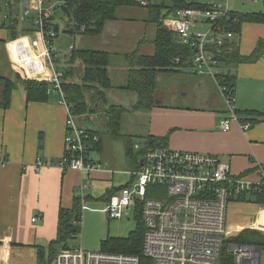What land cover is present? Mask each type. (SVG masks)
<instances>
[{"label": "built area", "instance_id": "built-area-1", "mask_svg": "<svg viewBox=\"0 0 264 264\" xmlns=\"http://www.w3.org/2000/svg\"><path fill=\"white\" fill-rule=\"evenodd\" d=\"M199 1L198 6L176 10L177 16L173 13L166 17L164 24L195 51L184 69L218 82V76L229 71L221 57L236 48L239 35L234 26L239 19L232 16L235 10L230 0ZM250 1L264 4V0ZM140 2L147 5V0ZM61 5H66L63 0H0V26L18 22L20 33L8 44L15 72L23 79L48 81L49 94L67 108L66 153L56 164L90 174L104 169L92 157V142H98L99 136H92L89 129L78 125L62 87L65 72L63 64L57 61L61 56L56 43L60 25L55 21ZM68 8L72 14L66 16L71 20L75 8ZM76 26L81 31L87 29L86 24L76 23ZM220 89L230 110L220 126L229 131L232 122L239 118L235 96ZM251 126L252 123L246 121L242 128L248 130ZM140 148L141 145L135 143V149ZM139 162L140 168L129 172L127 187L110 198L104 211L111 219H120L131 206L137 208L141 204L145 257L151 258L154 264H261L264 247L229 239L244 229L264 234V203H256L261 215L250 227H237L232 231L227 217L231 201L252 202L241 199L263 191L264 169L260 171V178L253 181L244 175H232L216 155L162 147L148 149ZM7 163L1 158L0 169ZM43 165V160L37 162L38 167ZM90 180L82 179L79 186L83 211ZM38 218L34 216L32 220ZM53 264H141V258L134 254L88 251L73 245L60 251Z\"/></svg>", "mask_w": 264, "mask_h": 264}, {"label": "crops", "instance_id": "crops-1", "mask_svg": "<svg viewBox=\"0 0 264 264\" xmlns=\"http://www.w3.org/2000/svg\"><path fill=\"white\" fill-rule=\"evenodd\" d=\"M9 31L8 28L0 26V40H3L0 43L5 45V48L0 50V60L4 59L5 53L9 59L10 69L16 75L8 47L9 42L13 40L10 39ZM4 32L7 39H4ZM153 39L149 41L152 46ZM260 39H264V24L246 23L238 39L241 54L244 56L252 54ZM56 43L61 50V56L57 61L66 67L68 64L65 61L71 46L78 47L74 42H62L60 35ZM139 49L144 53L142 46ZM153 52L154 46L153 50L144 54ZM112 54L117 56L113 57L109 73L115 88L123 90L118 87L126 83L129 66L121 57L122 53ZM227 69L237 77L234 105L238 112L262 111L264 50L255 61L242 62ZM183 71L187 72L186 69ZM0 72V75L10 77L7 75L8 68L2 67ZM162 75H158V80L162 79ZM117 77L120 85L114 82ZM211 79L218 91L212 94L206 108L177 105L173 98L169 103L164 92L157 87V106L150 111H136L143 118L140 126L146 136L159 138L162 141V148L216 155L230 169L232 175H244L257 181L260 178V171L264 169V119L252 121L249 115L238 113L239 118L232 122L231 129L222 130L220 121L229 116V105L218 82ZM183 89L186 91L188 86L185 85ZM109 91L112 89L107 91V96ZM185 96H189V93ZM108 100L110 103L109 97ZM135 101L136 97L134 103ZM114 103L126 104L123 101ZM66 119L67 108L64 104L58 103L56 97L51 95L47 101L29 102L21 83L12 94L10 106L7 109L0 108V159L8 161L7 165L0 169V264H29L24 261V257L32 256L29 252L31 250H36V261L32 263L36 264L38 246L48 247L56 238L59 210L61 207L69 208L73 205L74 198L79 195L82 179L91 178V188L92 180H99L105 176L110 178L111 173H114L108 165L100 171L88 174L74 169H64L56 164L66 153ZM246 121H250L252 126L248 130H243L242 125ZM78 125L90 129L85 123ZM129 134L134 136L132 133ZM94 153L102 156L104 144L101 151L94 149L92 154ZM93 158L104 167L105 162L101 157ZM39 160L44 161L41 168L37 166ZM127 183L115 187L120 188L118 193ZM87 200L86 198V202ZM34 216H39L38 220L33 221Z\"/></svg>", "mask_w": 264, "mask_h": 264}, {"label": "trees", "instance_id": "trees-1", "mask_svg": "<svg viewBox=\"0 0 264 264\" xmlns=\"http://www.w3.org/2000/svg\"><path fill=\"white\" fill-rule=\"evenodd\" d=\"M63 1L70 8H75L72 19L75 20L79 26L82 24L87 25L85 31H81L79 28L77 29L81 34L97 35L102 33L106 22L116 19V11L121 6L134 5L147 7V22L156 25L155 37L152 40L154 46V52L152 54H144L140 51L139 47L145 42V39H143L139 41L138 48L123 55V58L129 66V70L127 71L126 83L118 88L130 91L136 95V101L131 106L109 103L107 91L114 89L116 86H114L109 73V66L113 61L114 55L107 50L73 47L65 61L68 65L64 67L65 73L62 83L67 101L76 116L83 115L91 117L98 113H104L106 116V130L104 132L89 129L92 136H99L98 142H92L94 149L101 151L104 144V134H108L114 139H122L125 143L127 156L133 161L136 168L139 169L140 158L134 153V136L123 132L124 117L130 113V111H150L156 107L158 75L182 72L184 67L189 65L195 53L194 49L183 44L176 34L165 26L164 19L181 8L198 6L200 1L147 0L146 6H143L140 0ZM64 14L66 15L65 12ZM232 16L239 19L236 26H234V31L238 35H241L246 23L264 24V11L258 13L235 11L232 13ZM17 25L18 22L16 21L9 26L3 24L1 27L8 28L10 30V39H14L19 35ZM69 32L74 34L72 31ZM239 47V42L237 40L236 48L230 53H225L221 57V61L227 67L242 62L255 61L264 50V39L259 40L255 50L248 56L242 55ZM76 61L81 62V67L78 69H76L74 65ZM19 83L24 87L27 101L29 102L47 101L51 96L48 92L51 84L48 81L23 79L18 73H16V79L0 75V108L7 109L10 106L12 94ZM236 83L237 77L231 70L218 76V85L223 88L226 93H231L234 96ZM238 111L239 110L236 109L237 114L245 113L249 115L252 121L255 119H264V109L262 111ZM161 144L162 141L159 138L147 135L145 137V147L141 150V155L147 152L148 149L162 147ZM125 187H127V185H125ZM119 190L120 188H110L101 199L108 202ZM90 198L91 196L87 197V199ZM241 200L264 203V189L261 193L260 191H255L249 194L248 197H243ZM140 205L141 204L135 208V228L130 231L126 237H106L101 241V250L138 255L141 258V264H154L151 258H147L143 255L145 226ZM82 220V203L78 195V197L74 198L71 207L60 208L57 236L49 243L48 247L38 246L36 264H53V261L60 251L73 246L71 242L82 232ZM229 241L256 243L264 247V234L255 230L244 229L242 232L231 236Z\"/></svg>", "mask_w": 264, "mask_h": 264}, {"label": "rangeland", "instance_id": "rangeland-1", "mask_svg": "<svg viewBox=\"0 0 264 264\" xmlns=\"http://www.w3.org/2000/svg\"><path fill=\"white\" fill-rule=\"evenodd\" d=\"M54 1V0H53ZM58 1H55V3ZM230 6L237 12L258 13L264 11V4L261 2H251L250 0H230ZM166 12V11H164ZM148 12L147 7L142 6H121L116 11V19L106 22L102 33L97 35L81 34L77 30L75 20H69L68 17L58 9L55 14V21L60 25V40L62 42L75 43L78 48H93L105 49L125 55L137 48L139 41L145 39L142 45V51L149 53L153 50V46L149 41L154 38L156 33V25L147 22ZM74 32V34L69 33ZM8 37L5 36L4 39ZM239 36L236 37V40ZM58 40V38H57ZM5 45L0 43V50H3ZM4 59L0 60V69L8 68L7 75L16 79V75L10 69L9 59L5 53ZM117 55H114V57ZM123 57V56H121ZM69 58V57H68ZM69 60V59H68ZM76 63L79 65L77 66ZM75 68L81 67V62L74 63ZM1 73V72H0ZM118 83V77L114 81ZM188 89L184 91V86ZM158 88L164 92L169 103L173 101L177 105H185L190 107H208L211 101L212 94L217 92V86L214 81L204 75H199L196 72H176L164 73L162 79L158 80ZM172 92V93H171ZM189 93V96H185ZM110 103L123 101L126 106H131L134 103L136 95L127 90H117L116 88L109 91L108 95ZM144 112V111H141ZM86 116H77V123L88 125L89 121ZM106 116L104 113H98L92 116L90 124L99 128L102 132L106 130ZM143 118L136 111L130 112L124 117L123 132L134 134V142L141 145L140 149H135L134 153L141 158V150L145 143L144 130L140 126ZM92 157L102 158L105 165L110 166L114 171L111 177H103L99 180L91 181V188L86 191L91 198L86 202V208L83 211L82 232L71 243L72 245L82 246L88 251H100L101 241L108 236L126 237L136 225V210L134 206L125 212L120 219H111L104 209L108 206L106 200L101 199L111 187H117L121 184H126L130 179L129 172L136 170V166L126 154L125 143L122 139H114L108 134H104V153L92 154ZM118 194V192L116 193ZM100 198V199H99ZM260 207L254 202H238L231 201L228 206L227 225L232 231L238 227H250L260 218ZM32 256L24 257V261L29 264L36 261V250L29 251ZM261 264H264V249L261 252Z\"/></svg>", "mask_w": 264, "mask_h": 264}, {"label": "water", "instance_id": "water-1", "mask_svg": "<svg viewBox=\"0 0 264 264\" xmlns=\"http://www.w3.org/2000/svg\"><path fill=\"white\" fill-rule=\"evenodd\" d=\"M61 9L66 13V15H67L68 17L71 16L72 13H71L70 9L68 8V6H66V5H61ZM175 16H177V13H175ZM186 70H187V72H189L188 69H186ZM86 120L89 121V123H88V127H89L90 129L101 131V130H100L99 128H97L96 126H93V125L90 124V117H89V116L86 117ZM85 124H86V123H85ZM86 125H87V124H86Z\"/></svg>", "mask_w": 264, "mask_h": 264}]
</instances>
